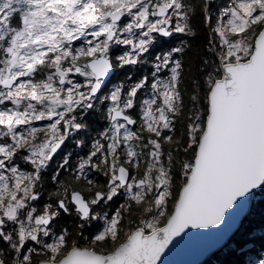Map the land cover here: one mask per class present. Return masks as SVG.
<instances>
[{
  "label": "snow or ice",
  "instance_id": "obj_1",
  "mask_svg": "<svg viewBox=\"0 0 264 264\" xmlns=\"http://www.w3.org/2000/svg\"><path fill=\"white\" fill-rule=\"evenodd\" d=\"M193 13L186 0H0V264H162L186 230L221 225L229 210L245 205L241 198L264 186V0H232L223 13L228 19L213 29L223 48V76L206 78L207 113L188 125L182 150L191 149L193 157L182 163L184 184L171 211L173 151L182 147L173 134L184 108L183 64L173 54L184 49L155 58L153 82L144 76L117 85L103 100L98 95L115 69L143 63L160 37L195 35ZM206 19L210 23L211 15ZM120 45L128 50L114 56ZM164 69L171 75L160 78ZM147 87L151 95L140 101ZM98 101L109 102L103 114L108 126L79 163L80 187L62 185L53 193L55 207L38 210L44 170L85 127L80 117L95 111ZM67 164L65 158L61 167ZM89 168L108 182L89 179ZM122 189L140 210L123 242L120 213L92 246L69 245L66 229L51 231L61 211L71 214L74 206L88 221L92 206ZM105 241L114 246L110 251L94 247Z\"/></svg>",
  "mask_w": 264,
  "mask_h": 264
},
{
  "label": "trees",
  "instance_id": "obj_2",
  "mask_svg": "<svg viewBox=\"0 0 264 264\" xmlns=\"http://www.w3.org/2000/svg\"><path fill=\"white\" fill-rule=\"evenodd\" d=\"M187 3L190 0H186ZM193 25V29L195 35H186L185 36V46L184 51L177 54L180 56V61L183 64V72L181 77L180 89L181 95L183 99L184 108L182 110V114L180 115L179 125L186 128L188 121L185 118H191L193 114L199 110L201 107V103L193 102L191 97L193 95L197 96V99H201L203 102H206V98L209 91V85H207L206 78L209 73H211L214 77H222L220 62L216 53L212 50L211 42L209 41L210 31L206 25L207 20L204 12H200L198 10L192 18L191 21ZM174 43L176 39H173ZM171 42L168 45L167 41L163 42L161 46L152 51L153 58H156L159 55H162L164 52L169 51L174 46H171ZM219 69V71H216ZM163 76H166L167 73H163ZM218 79V78H217ZM203 106V103H202ZM204 107L207 108V104H204ZM104 112H100V116L96 119L99 123H103L105 121L103 114ZM92 121H94L92 119ZM105 123V122H104ZM97 124V122H96ZM96 125L99 128V125ZM95 126V127H96ZM180 128V127H179ZM102 130L100 129L98 134ZM98 136H84L80 137L83 141L82 149L84 152L83 155H88L93 148L95 140ZM75 147V146H74ZM66 148V147H65ZM64 148V149H65ZM68 150H72L70 153L71 157L68 164L64 167H59V165H49V170L44 172L42 186H40L41 193V203L54 204L57 199L53 196V193L57 191H62L63 186H76L80 187V182L75 180V176L77 173V165L82 160H78L80 157H83L79 152L75 150V148L71 149V146L67 147ZM21 167L24 169L22 166ZM61 168L59 171L56 168ZM27 168H25L26 170ZM144 165H141L140 171L137 174V178L143 173ZM94 171V169H92ZM57 175V177L55 176ZM53 177H56L53 179ZM89 179H93L97 182L98 185H105L108 182V177L104 176L102 173L95 171L93 175L88 177ZM261 191L255 192V194H259ZM127 202V201H126ZM123 205V195L117 196L114 199V206L112 210L118 209ZM254 205V206H253ZM253 210L249 213L248 218L246 219V223L241 227V229L234 235V237L230 240V243L226 245L225 248L216 252L214 255V259L211 257L209 260H206L203 264H256L257 261H261L264 259V197L260 199L257 209L255 210V198H253ZM123 214L129 215L131 211L137 210L139 207L133 204V207L130 211L126 209H122ZM116 213V211H113ZM254 213H256L254 215ZM64 219L63 222L60 221V227H67L70 230L71 240L77 244H89L91 238L93 237L96 231H100L98 226H88V222L85 220H81L80 218H73L66 216L63 212H61ZM136 219L132 221V224H135ZM126 225H121L122 231L124 230ZM97 244L94 247L97 250L110 251L113 245L109 244L107 241L103 243V247ZM84 246V245H82ZM92 246V245H89ZM41 257H34L35 260L40 259Z\"/></svg>",
  "mask_w": 264,
  "mask_h": 264
},
{
  "label": "rangeland",
  "instance_id": "obj_3",
  "mask_svg": "<svg viewBox=\"0 0 264 264\" xmlns=\"http://www.w3.org/2000/svg\"><path fill=\"white\" fill-rule=\"evenodd\" d=\"M188 4L190 6H193V8H194L193 15L198 10H200V12H204V14H205L206 8H207V2H206V0H190V2ZM231 4H232V0H214V2H213V7H212V11H211V32H210V36H209V41L212 43V46H211L212 50L214 52H215V50H217L218 55H219V52L223 50V48H222V45L220 44V39L218 37V34L215 33L213 31V29H215L216 26H217V24L220 22V18H222L224 21H226L228 19V17H224L223 16V13L227 11V9L231 6ZM206 25H207V23H206ZM177 35H175L176 37L173 36V37H175L176 41L174 43H172L171 46H174L173 48H181L182 47L184 49V46H185V36L186 35L185 34H182V33H177ZM161 38H163V37H160L158 39V41L150 49L151 53H152L153 50L156 49L157 44H159L161 42ZM120 47L121 48L115 52L114 56L115 55H122L124 53V51L128 50L127 49V46L120 45ZM173 48H171V49H173ZM167 52L168 51H166L164 53H167ZM177 54H179V53H174L173 55H174L175 59L180 60V56H178ZM150 57H152V56H147L143 60V63L145 64V68L146 69H149L150 67H152L151 73H149L148 71L145 72L146 75L152 77L151 74H152L153 71H155V67L154 66H155V63H157V61H156L155 58H154V60H150ZM146 65H148V67H146ZM163 73H167V75L166 76H163L162 75ZM170 75H171V73H170L169 69H164L161 73H159V77L160 78H167ZM215 78H218L219 79L218 76L215 77ZM152 82H153V77H152ZM115 88H116V86L115 87H112V90H114ZM111 91L107 95H109L111 93ZM142 94H143V96L141 97V101L143 99H145V98H148L151 95V88L150 87H147L146 89H144V92ZM197 101L199 102L198 104L201 103V107L199 108V110H197L193 114V116L191 118H189V119L188 118H185L188 121V124H187L186 128H184L183 126L179 125V123H178L179 120L178 119L180 118V116H178V119H177V117L175 119V132L173 134V138H174V140H178L179 143H180V145L182 147H181V149H180V151L178 153L175 150L173 151V155H174V166H173V172H172V179H173V185H172L173 197L169 200V204H168V207H169V210L170 211L173 209L175 199L178 197L179 192L182 189V186L184 184V177H183V173H182V163L183 162H186V161H190L192 159V157H193V152L191 151V149L188 152H186V153L183 152V150H182L183 149V146H186V141L188 139V136H187L188 125L191 123L192 119H194V117L196 115H200L201 116V119L203 120L205 118V116H206V113H207V108L204 107V104H207V107H208V95H207V98H206V102L205 101L203 102L201 99H197ZM106 102H107V105H106V109H107V106H108L109 102L108 101H105L104 104ZM202 103H203V106H202ZM104 104H100L99 101L97 102V109H99V113L100 112L102 113L103 111H105ZM8 106L11 107L10 104ZM44 123L45 122H43V121L37 122V126H42ZM98 125H99L98 130L101 129L103 131L108 126V121H105V123L104 122L103 123H99ZM96 136H98L97 137V139H98L99 138V134L97 133ZM67 145L68 146L70 145L71 146V149L75 148V150L77 151V153L79 152L81 155H83V153H84V152H82L83 151V149H82V146L83 145L81 143V138L80 137H73L70 142H69V139H68ZM163 147H164L165 150H167L168 147H169V145L165 144ZM71 152H72V150H71ZM71 152H70V150L67 149V147L65 149L61 150L57 154V157H56V159L54 160V162L52 164H54L56 166L59 165V167H61V165L63 164V161H64L65 158H67V160L69 162L70 157H71V155H70ZM86 156L87 155H85V156L83 155V157H80L78 160H83V159L86 158ZM59 167L56 168L58 171L61 169ZM47 170H49V167L47 169H45L44 172H46ZM25 171H32L31 166L29 168H27ZM86 172L88 174H90L93 171L92 170H88ZM55 176L57 177V175H55ZM260 191L261 192L259 194H255L254 195V198H255V207H254V209L255 210L257 209V206L259 204L260 199L264 197V186L262 187V189ZM122 193H123V205H122V207L119 208V210L116 213L112 214V213H110V211H107V212H104V213H101V214H96V215H94V219H97L98 221H89L88 222V226H92L93 227V226L96 225V226H98V228H100V231L99 232H101V231H103L104 227L106 226L107 220L115 218L116 215H117V213H120V215L123 217V220L121 221V225H126V226H125L124 230L122 231V234L120 235V238H119V241L118 242H123V240L126 238V234L130 230L134 229V227L136 226V224L139 223V218H140V211L138 212L137 210L131 211V214H129V215H126V214H123L122 213L123 212L122 209H124V210L126 209L127 211H130L127 208V205L128 204H132V205L134 204L135 205V202L130 200L129 195H128L127 192H125L123 190ZM253 206H252V209L251 210H253ZM36 207L39 210V209H42L44 206H42L40 204V201H37L36 202ZM255 214L256 213H254V215ZM249 216H250V214H249ZM247 218H248V216H247ZM134 219H136V222H135V224H132V221ZM246 219L243 222V225L246 223ZM57 220L58 221L54 224V226L51 227V231L53 233H55L56 235H59L60 233L57 231L58 230L59 218H57ZM162 224H163V219L161 220V225ZM243 225L241 227H243ZM42 238L45 241L49 242V243L52 242V240L49 237H42ZM70 240L68 241L69 242V245H71V243L74 242V241H70ZM229 243H230V241H229ZM79 245L89 246L90 243L89 244H79ZM79 245H77V246H79ZM27 246L28 247H39L38 245H35L34 242H29V244ZM100 246L103 247L104 245L102 244ZM5 255L7 256L8 254L5 253ZM214 255L215 254L212 255L213 257L211 256L212 258L209 257L207 260H209L210 258L213 260L215 258ZM256 264H264V259L261 260V261H257Z\"/></svg>",
  "mask_w": 264,
  "mask_h": 264
},
{
  "label": "water",
  "instance_id": "obj_4",
  "mask_svg": "<svg viewBox=\"0 0 264 264\" xmlns=\"http://www.w3.org/2000/svg\"><path fill=\"white\" fill-rule=\"evenodd\" d=\"M206 2L207 8L205 16L208 17L211 15L214 0H206ZM207 27L211 32V22L209 23L207 21ZM175 35H177V33H174L171 37L165 38L170 39ZM215 53L220 62L223 76L224 70L221 64L220 56L218 55L217 50H215ZM114 74L115 70L109 77L106 78V84ZM262 187L254 189L248 197L241 198L246 201L245 205L242 208H238L235 213H231L232 210H229L230 213L226 214L225 222L221 225L213 226L207 229L186 230L185 234H182L181 237H177L173 241L172 245H169V248L166 249L165 253L161 257L162 264H203L213 254L225 248L229 241L240 230L243 222L251 212L255 192L260 191Z\"/></svg>",
  "mask_w": 264,
  "mask_h": 264
},
{
  "label": "flooded vegetation",
  "instance_id": "obj_5",
  "mask_svg": "<svg viewBox=\"0 0 264 264\" xmlns=\"http://www.w3.org/2000/svg\"><path fill=\"white\" fill-rule=\"evenodd\" d=\"M178 36V35H177ZM176 37V36H175ZM175 37H172L170 39H166L165 37L161 38V42L159 44H157L156 48H158L159 46H161L163 44V42H166L167 41V44L169 45L170 42L172 44V42L174 41L173 39H175ZM79 45V42H77V46ZM121 47L120 46H116L112 51H113V55L115 54V52L117 50H119ZM159 55V54H158ZM147 56H152V53L151 51H149V53H146L144 54L143 56V60L147 57ZM150 60H154L153 56L150 57ZM146 67H148V65H146ZM151 69L152 67H150L149 69H146L145 68V64L144 63H141L139 65H136V66H126L125 68L123 69H115V74L113 75V77L107 82V84L103 87V90L101 93H99L98 95L100 96L101 100L104 99V97L112 90V87H115L117 85H120V84H124L125 87H128V86H131L132 84L136 83L139 79L143 78L144 76H147L149 77V83L152 82V77L151 76H148L145 74V72H149L151 73ZM146 89V88H145ZM144 90H142L141 93H138V97H139V100L141 101V97L143 96V93ZM106 105H107V102L104 104V107H105V112H106ZM103 108V107H102ZM137 111H139V109H137ZM104 112V111H103ZM98 116H100L99 114V109L96 108L95 111L93 112H89V113H85V114H82L80 119L81 121L85 124V127L80 130L79 132H73L72 135L69 137V142L71 141V139L73 137H84V136H96L97 132H99L98 130V127L96 126L98 124V120L96 119ZM92 119L94 121H92ZM107 121V120H105ZM104 121V122H105ZM97 122V124H96ZM96 126V127H95ZM133 129L135 130V126H133ZM68 141V140H67ZM67 141L65 142V145L61 148V150H63L65 147H69L67 145ZM81 143L83 145V141L81 140ZM60 150V151H61ZM59 151V152H60ZM58 154V153H57ZM57 154L54 156L53 160L50 162V164H52L54 162V160L56 159L57 157ZM22 162V166L24 167L23 170H25V168H29L30 165L28 164H25L23 161ZM80 163V162H79ZM79 163L77 166H79ZM53 165V164H52ZM88 170H92L91 168L89 169H86V171ZM93 171V170H92ZM95 171L91 172L90 174L87 173L88 177H90V175H93ZM95 190V189H94ZM123 189L120 190V192L118 193L117 196H122L123 193H122ZM86 195H90V194H86ZM116 196V197H117ZM114 199L115 197L112 199V200H105L103 201L100 205H97V206H92L93 207V214H92V219L88 220L87 222L89 221H98L97 219H94V215L96 214H101V213H104V212H107V211H110V213L114 214L113 211H118V209H115V210H112L113 206H114ZM38 201H41V196H40V199ZM40 204L42 206H45L46 204L48 203H41ZM110 208V209H109ZM62 212V211H61ZM66 216H70V217H73V218H80L81 220H84L82 217L76 215L75 213V207L72 206V211H71V214L69 213H64ZM61 218H63V216L61 215L59 217V223H58V232L61 233L63 230H67L68 231V241L71 239V236H70V230L69 228L67 227H60V221H61ZM58 221V220H57ZM56 221V222H57ZM64 219L61 221L63 222ZM54 222L52 226H54V224L56 223ZM98 233V231H96L93 235V237L91 239L94 238V236ZM73 241V240H72ZM77 244V243H76ZM79 245V244H77ZM81 247H83L82 245H79Z\"/></svg>",
  "mask_w": 264,
  "mask_h": 264
}]
</instances>
